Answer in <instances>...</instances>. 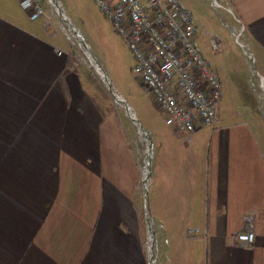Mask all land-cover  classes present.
<instances>
[{"label":"crops","instance_id":"crops-1","mask_svg":"<svg viewBox=\"0 0 264 264\" xmlns=\"http://www.w3.org/2000/svg\"><path fill=\"white\" fill-rule=\"evenodd\" d=\"M215 1L264 86V0ZM83 81L41 15L0 0V264H147L120 136ZM234 115L149 130L157 264H264V104Z\"/></svg>","mask_w":264,"mask_h":264},{"label":"rangeland","instance_id":"rangeland-1","mask_svg":"<svg viewBox=\"0 0 264 264\" xmlns=\"http://www.w3.org/2000/svg\"><path fill=\"white\" fill-rule=\"evenodd\" d=\"M177 1L188 11L197 26L192 42L210 62L220 82V99L216 117L225 112L231 113L234 118V113L251 112L256 105L258 108L260 103L263 105L264 89L259 83L263 81L257 73L262 71L257 61L255 64L253 62L250 64L245 53L248 50L247 47L237 43L235 35H238V41L241 43L243 39L238 30L241 29V33L243 30L234 14L229 12L230 9L221 4L213 6L211 0ZM36 3L41 8L38 14L47 23L59 47L63 48L71 61L79 67L85 90L95 98L99 115L114 127V135L120 136V148H117L118 145L114 143L117 149L116 157H123L129 163L127 173L131 182L133 206L137 212L139 225L144 232L146 263L148 264L149 261L151 246L155 264H157L159 244L155 223L152 219L154 239L150 238L146 223V216L154 214L151 201L147 202L146 199L151 182L154 149L152 147L150 173L147 181H144L147 171L146 161H144L147 160V145L138 127L126 116L124 108L114 101L106 84L90 65L84 48L73 36L63 16L48 0H36ZM61 6L89 45L91 53L99 61L115 91L133 107L143 127L154 133L155 130L166 126L163 111L155 104L140 78L132 71L135 59L127 44L95 2L93 0H61ZM235 26L237 31L234 29ZM211 40L219 44L217 49H212ZM232 118L231 120H234ZM225 120L228 119L225 118ZM146 182L148 185L145 190ZM164 264H169V260Z\"/></svg>","mask_w":264,"mask_h":264},{"label":"built area","instance_id":"built-area-1","mask_svg":"<svg viewBox=\"0 0 264 264\" xmlns=\"http://www.w3.org/2000/svg\"><path fill=\"white\" fill-rule=\"evenodd\" d=\"M93 1L127 44L135 59L132 71L163 111L165 123L188 135L193 134L198 124L212 127L220 99V82L204 54L192 42L195 27L179 2ZM211 1L213 6L219 5ZM20 5L37 14L41 12L36 0H20ZM218 46L211 41L213 49ZM245 53L250 63L253 62L252 55ZM253 237L252 232L237 236L247 243Z\"/></svg>","mask_w":264,"mask_h":264},{"label":"water","instance_id":"water-1","mask_svg":"<svg viewBox=\"0 0 264 264\" xmlns=\"http://www.w3.org/2000/svg\"><path fill=\"white\" fill-rule=\"evenodd\" d=\"M55 8L56 10L63 16V20L66 21V23L69 26L70 31L73 33V36L76 38L78 41L79 45L83 47L87 51V59L96 64L95 69L99 71V76L101 77L102 81L106 84L107 88L109 89L112 97L114 98V101L121 105L126 113V116L132 121L133 124H135L138 127V131L140 134L143 136V138L146 141L147 145V160H146V167L147 171L146 174L144 175V181H147V177L149 176L150 173V158H151V153H152V147H153V140L151 136V132L148 129H145L142 125V123L139 121L137 118L135 111L133 107L127 102L125 98L122 97V95L118 92L115 91L113 88V85L109 78L106 76L103 68L101 67L99 61L96 59V57L91 53V49L89 48V45L85 42L82 34L80 31L75 27V25L72 23L70 18L65 14L61 3L59 0H48ZM147 187L145 186V190ZM147 198V194H146ZM146 223H147V231L148 234L152 235V238L154 239V229L152 226V217L150 215L146 216ZM148 264H155V260L151 251V246L149 247V261Z\"/></svg>","mask_w":264,"mask_h":264},{"label":"bare ground","instance_id":"bare-ground-1","mask_svg":"<svg viewBox=\"0 0 264 264\" xmlns=\"http://www.w3.org/2000/svg\"><path fill=\"white\" fill-rule=\"evenodd\" d=\"M218 1V0H217ZM217 3V2H216ZM238 32H239V34L241 35V29L240 30H238ZM238 36V35H237ZM242 37V36H241ZM240 40V39H239ZM241 44L245 47L246 45H245V42H243L242 40H241ZM84 50V53L86 54V56H87V51L85 50V49H83ZM246 50V49H245ZM247 52H248V50H246ZM89 61V60H88ZM89 63H90V65L94 68V67H96V64L95 63H92V62H90L89 61ZM95 69V68H94ZM96 71H97V69H95ZM97 73L99 74V71H97ZM253 74V73H252ZM259 83H261V85H262V88L264 89V86H263V83L260 81ZM259 88V87H258ZM261 93V92H260ZM263 96V95H262ZM144 161H146V160H144ZM143 167V166H142ZM146 181V180H145ZM146 185H148L147 184V182H146V184H145V186ZM149 236H150V238L151 239H153L152 238V235H150L149 234Z\"/></svg>","mask_w":264,"mask_h":264}]
</instances>
